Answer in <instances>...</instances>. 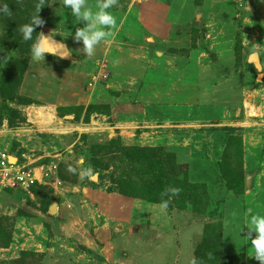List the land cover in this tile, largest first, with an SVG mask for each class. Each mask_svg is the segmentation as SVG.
<instances>
[{
  "label": "rangeland",
  "instance_id": "1",
  "mask_svg": "<svg viewBox=\"0 0 264 264\" xmlns=\"http://www.w3.org/2000/svg\"><path fill=\"white\" fill-rule=\"evenodd\" d=\"M53 1L44 0V24L25 42L19 29L40 0H0L10 10L0 14V157L24 156L36 171L55 167L30 195L0 184V264H176L181 244L202 264H259L244 239L247 228L238 233L237 225L264 214V3L164 0L167 15L156 32L113 15L108 44L132 39L147 57L174 70L189 67L192 80L196 70L199 82L127 100L137 89L112 86L104 60H33L38 32L80 44L73 35L84 22L73 24L60 0L54 13ZM100 48L103 55L108 46ZM252 53L261 73L247 62ZM201 86L208 87L205 98ZM67 90L75 103L62 100ZM130 101L127 113L122 104ZM143 101L153 102L147 116ZM246 174L253 175L249 188ZM168 188L179 194L165 195ZM51 205L62 218L48 213ZM181 210L189 217L179 225Z\"/></svg>",
  "mask_w": 264,
  "mask_h": 264
},
{
  "label": "crops",
  "instance_id": "2",
  "mask_svg": "<svg viewBox=\"0 0 264 264\" xmlns=\"http://www.w3.org/2000/svg\"><path fill=\"white\" fill-rule=\"evenodd\" d=\"M57 1L59 0L53 1L54 5L52 8V11L54 13L57 12V7H55V4H56L55 2ZM163 1L164 0H161V1L159 0H156V1L154 0H118V5L109 9L108 11L114 16L117 15L118 19L121 21L132 19V18L136 19V22L142 26L141 30L145 29L147 31L152 30L156 32L157 29L163 27V24H159V20H164L167 15V13H165V11L163 12L161 9V4L164 5ZM94 3H98V0H86L87 6L90 7L95 12L96 8L94 9ZM66 12L67 14L64 13V15H69V17L74 18L71 15V13H69L70 9H66ZM143 19H145V23L144 22L142 23V21H144ZM82 23L83 21L78 22L77 24L81 25ZM85 23L86 22H84V25ZM108 29L109 28H105L104 30L108 31ZM124 34L126 35L127 32H124ZM122 42L127 45L123 46ZM101 43H104V45L108 46V48L104 49L105 54L103 55L100 54ZM101 43L97 45L94 55H93V59L98 60V61L104 60L107 62V65H110V67L112 68L111 69L112 72H110V79L108 81L112 84V86H114L113 84L118 85V84L125 83L126 85H130L133 88L137 89V91H134L135 93L134 95H132L131 99L128 96L125 97V98H128L127 100H133L135 95L136 97H141L144 99L153 98L156 96L155 93L158 90L159 92H162L161 89L164 86H165L164 88H166V86L168 85L170 86L172 84L176 85L177 88L191 85V87L194 86L193 87L194 89H196L195 85H199V82L195 83L196 70L192 71V75H191V77H193V80H192V78L190 79L189 77H187L188 70H189V73L191 72V69H189V67L183 70H174L171 66L166 65L164 60L152 59L150 57H147L148 52H146V49H144L143 44L136 45L137 47H133L134 45H132V39L129 40V38L127 39L124 37V39H119L118 41L115 40L111 42V44H108L106 40H103ZM65 45L67 46L68 49L71 50L69 54V59L62 60L58 58L59 60L77 65V64H81V60L87 57V56H84V54L81 51L82 43L80 44L75 43V46H73L71 42L69 43L67 41L65 42ZM134 52L136 53L135 55H133ZM259 60H260V57H259ZM260 64L262 66L261 60H260ZM88 70H89V67L85 68V72H88ZM80 76L81 77H77L76 79H78L79 82H85L87 78L83 77L82 75ZM201 80H202L201 83H203L204 79L202 78ZM69 85L71 86V87L69 86V88L77 89L78 88L77 85L79 84L76 83L75 81L74 82L72 81ZM56 87L58 89L59 86H56ZM138 89L140 90V92L138 91ZM207 89H208L207 86H203V87L201 86L199 88L200 95L203 96V98L207 96V92H208ZM66 94H67L66 95L67 97H65L62 100H65L66 102L71 101L70 103H75L77 101V98L73 97V95H71L69 91ZM99 100L100 99L97 98L96 95H93L91 103L95 105L96 103H98L97 101ZM112 103H114L112 104L113 105L112 109L114 107L117 108L118 106H120L117 104V102L116 103L112 102ZM130 103L131 101L122 104V106L125 107V112L127 113L131 112V107H133L130 105ZM152 103H153L152 101H147V103H144L143 101L140 104L142 105L141 107L145 108L144 113L147 112L148 109L154 107V106H151ZM69 106H72V105H69ZM145 116H147V113H145ZM143 117H144V114H143ZM153 205H157V204H153ZM109 206H110V210H108L110 211L109 216L116 217L117 216V213H115L116 209L111 205ZM164 209L166 210V208ZM136 210H134V212H136ZM56 214L58 215L59 218L63 217L62 209H60V207H56ZM188 214L189 213H187L186 211L181 210L179 212V215L176 216V218L179 220L177 224L182 225L181 221H184V220L187 221L189 217ZM167 215L170 216L169 213ZM168 218L170 220V217ZM57 221H59V219ZM193 228L194 226H192V229ZM192 229H190L191 233H192ZM180 246H181V250L183 251V254L182 256L180 255L178 256V262L177 263L175 262V263L176 264H189L191 261V258H189L190 252L188 251L190 247H188V244H183V245L181 244ZM122 249H124V246H122ZM120 254H121V251H119V253H115L114 256H118Z\"/></svg>",
  "mask_w": 264,
  "mask_h": 264
},
{
  "label": "clouds",
  "instance_id": "3",
  "mask_svg": "<svg viewBox=\"0 0 264 264\" xmlns=\"http://www.w3.org/2000/svg\"><path fill=\"white\" fill-rule=\"evenodd\" d=\"M258 3H264V0H257ZM60 3L65 9H70L71 15L75 18L74 23L86 22L84 27L77 28L73 35L75 42L82 43V53L84 56L92 57L97 45H99L106 36L111 35V32H106L105 28L114 29L117 26L116 18L108 11L118 5V0H98L96 11L94 12L87 6L86 0H60ZM44 6V0L36 7L35 14L30 21L22 25L19 29L22 38L25 42L33 40L35 27H40L44 21L39 17L38 13ZM10 10L6 4L0 3V14L8 13ZM39 36L30 45V54L33 60H44L45 55L66 57L70 54V49L62 41H57L54 35H45L38 32ZM72 169H70L71 171ZM85 176L91 178L93 173L85 171ZM178 188H168L165 190V195L179 194ZM162 207H167V202L162 203ZM242 226L247 228L244 239L251 243V257L259 261V264H264V214H249L245 222L237 225L241 232ZM253 233L255 235H253ZM190 264H202L197 257H193Z\"/></svg>",
  "mask_w": 264,
  "mask_h": 264
},
{
  "label": "built area",
  "instance_id": "4",
  "mask_svg": "<svg viewBox=\"0 0 264 264\" xmlns=\"http://www.w3.org/2000/svg\"><path fill=\"white\" fill-rule=\"evenodd\" d=\"M24 161H26L24 156L13 158L2 155L0 157V184L2 187L17 188L22 194L30 195L33 189L38 187L39 180H46L53 176L55 167L49 172L45 168L36 171Z\"/></svg>",
  "mask_w": 264,
  "mask_h": 264
},
{
  "label": "water",
  "instance_id": "5",
  "mask_svg": "<svg viewBox=\"0 0 264 264\" xmlns=\"http://www.w3.org/2000/svg\"><path fill=\"white\" fill-rule=\"evenodd\" d=\"M45 35H48V33H44ZM58 41V40H57ZM53 56V55H51ZM59 59H62V60H67L69 59V55L66 56V57H63L61 58L60 56H55ZM247 62L248 64L252 65L253 68L258 72V73H261L262 72V66L260 64V60H259V56L257 53H252L248 59H247ZM250 182H251V176H246V179H245V186L246 188H249L250 187ZM48 213L51 215V214H54L56 213V205H51L49 207V210H48Z\"/></svg>",
  "mask_w": 264,
  "mask_h": 264
},
{
  "label": "trees",
  "instance_id": "6",
  "mask_svg": "<svg viewBox=\"0 0 264 264\" xmlns=\"http://www.w3.org/2000/svg\"><path fill=\"white\" fill-rule=\"evenodd\" d=\"M248 175L251 176V179L253 178V175H252V174H246V175H245V179H246V176H248ZM35 189H36V188H34L33 190H35ZM153 203H154V204H157L158 202H157V203H156V202H153ZM153 203H152V204H153ZM167 206H168V205H167Z\"/></svg>",
  "mask_w": 264,
  "mask_h": 264
}]
</instances>
